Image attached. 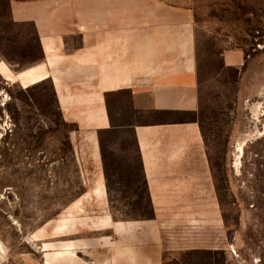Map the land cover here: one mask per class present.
Listing matches in <instances>:
<instances>
[{"label":"crops","instance_id":"1","mask_svg":"<svg viewBox=\"0 0 264 264\" xmlns=\"http://www.w3.org/2000/svg\"><path fill=\"white\" fill-rule=\"evenodd\" d=\"M4 18L0 79L23 88L46 81L71 127L70 169L83 185L65 189L76 193L61 207L72 221L55 220L52 232L76 224L96 231L73 242L93 258L103 243L102 264L236 259L238 230L225 222L197 118L191 8L164 0H6ZM218 56L215 74L240 73V48L223 47ZM143 199L147 216L110 212ZM80 210L93 212L83 221ZM45 255L59 259L55 246Z\"/></svg>","mask_w":264,"mask_h":264},{"label":"rangeland","instance_id":"2","mask_svg":"<svg viewBox=\"0 0 264 264\" xmlns=\"http://www.w3.org/2000/svg\"><path fill=\"white\" fill-rule=\"evenodd\" d=\"M164 1L191 8L197 26V118L225 222L238 230V256L223 264H264V0ZM5 15L6 0H0V28ZM228 46L243 52L240 73L225 68L215 74L218 52ZM69 128L46 81L23 88L0 79V264L103 263V243L92 248L93 258L73 242L96 232L85 224L66 234L52 232L55 220L72 221L71 210L61 207L76 193L65 189L83 185L70 169ZM134 205L110 212L115 218L150 214L144 199ZM85 212L93 211L76 214L84 221ZM65 241L71 251L60 245ZM48 246L56 247L58 260L44 256ZM184 262L220 264V259L193 256Z\"/></svg>","mask_w":264,"mask_h":264},{"label":"bare ground","instance_id":"3","mask_svg":"<svg viewBox=\"0 0 264 264\" xmlns=\"http://www.w3.org/2000/svg\"><path fill=\"white\" fill-rule=\"evenodd\" d=\"M241 146H242V145L239 146V150H241Z\"/></svg>","mask_w":264,"mask_h":264}]
</instances>
